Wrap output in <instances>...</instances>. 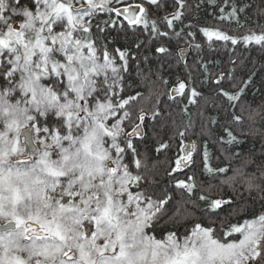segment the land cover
I'll return each mask as SVG.
<instances>
[{
	"label": "snow or ice",
	"instance_id": "snow-or-ice-1",
	"mask_svg": "<svg viewBox=\"0 0 264 264\" xmlns=\"http://www.w3.org/2000/svg\"><path fill=\"white\" fill-rule=\"evenodd\" d=\"M210 3L227 28H197L208 49L264 52V0L254 11ZM166 4L0 0V264H264V102L246 103L256 71L241 80L230 60L213 76L201 62L207 95L185 81L164 93L178 111L158 92L128 91L133 73L168 84L143 53L171 57L170 32L194 27L187 0L155 16ZM193 136L207 188L185 171ZM177 142L173 191L161 195L158 157Z\"/></svg>",
	"mask_w": 264,
	"mask_h": 264
},
{
	"label": "trees",
	"instance_id": "trees-1",
	"mask_svg": "<svg viewBox=\"0 0 264 264\" xmlns=\"http://www.w3.org/2000/svg\"><path fill=\"white\" fill-rule=\"evenodd\" d=\"M220 0H217L219 3ZM245 2H250L255 7H259L261 0H245ZM187 4L191 5L188 8L187 15L188 19L185 21V24L191 23L194 27L185 28V31L181 33V37L177 38L171 36V42L166 43L165 46L171 48L172 56L163 57L162 54L156 53L151 49L144 51L143 55L149 57L148 65L152 68L153 71H156L160 68L161 63L163 64V78L168 81V84H162L156 77H152V80L155 81V84L149 82H141L139 77L133 73L132 79L129 80L128 91L130 94H134L136 91L144 92L145 95H149V90L152 92H158L161 95V99L167 101V98L164 96V93L168 92L173 86H175L179 81H185L189 86L196 87L197 90L205 91V94H208L207 85L203 88L201 87V81L205 79L203 75L204 69L200 66L201 62L208 65V71L214 76L216 73H220L223 70H226L232 65L230 60H236L237 62V71L236 76L240 77L241 80H246L247 75L250 74L253 70L256 71V75L253 77V84L246 89V103H251L253 107H256L261 102H264V52H261L256 49L246 50L244 48L237 47L236 51L225 50L217 46L216 51H212L206 46V38L203 37L197 28L203 27L205 25H214L221 28H227V26L219 21L213 20V14L218 12V9L214 8L210 3V0H187ZM199 4L200 7L196 8V5ZM165 11L171 12L174 11L172 7V0H167V4L163 11L155 12V16H163ZM192 31L195 33V38L187 35V32ZM196 44H204L205 47L203 51H199L194 47ZM183 47H188L190 49L189 56L185 62H183L178 54V50ZM215 62V63H213ZM242 62V63H241ZM242 87L243 85L240 84ZM260 89V91H257ZM177 100H181L180 97H177ZM183 103V102H182ZM167 104L172 105L173 108H176L178 111V106L173 104L171 101H167ZM190 111L193 113V119L199 120L197 106H189ZM205 117L215 116L214 111L205 112ZM247 115V113H245ZM179 119V117H177ZM205 122H207L205 120ZM165 139H167L165 137ZM190 141H195L198 148L197 152L194 153V159L196 164L192 166L191 169L185 170L187 175H194L197 180L198 187L207 188L209 177L202 173L203 164L201 161V156L199 152L200 141L196 137H190ZM148 149L151 151L154 148L158 147V144L154 141H149L147 145ZM178 151V142L172 145L171 151H162L158 157V176L160 179V184L158 186V194H163L164 189L168 191H173L171 187V180L167 176V170L169 168V161L174 158V153ZM213 156H218L219 154L215 152L214 149H210ZM220 161L217 159H211L210 163L213 166H216ZM222 166V165H221ZM179 179H187L186 175L178 176ZM203 181V183H201ZM212 184L218 183L216 180H211ZM175 198V197H174Z\"/></svg>",
	"mask_w": 264,
	"mask_h": 264
},
{
	"label": "water",
	"instance_id": "water-1",
	"mask_svg": "<svg viewBox=\"0 0 264 264\" xmlns=\"http://www.w3.org/2000/svg\"><path fill=\"white\" fill-rule=\"evenodd\" d=\"M188 52H189V49H184V56H183V59H181L183 62L185 61L187 55H188ZM190 141H185V143H188Z\"/></svg>",
	"mask_w": 264,
	"mask_h": 264
},
{
	"label": "bare ground",
	"instance_id": "bare-ground-1",
	"mask_svg": "<svg viewBox=\"0 0 264 264\" xmlns=\"http://www.w3.org/2000/svg\"><path fill=\"white\" fill-rule=\"evenodd\" d=\"M180 49H189V48H188V47H183V48H180ZM180 49L178 50L179 57H180ZM189 53H190V49H189V52H188V55H187L185 61L187 60V58H188V56H189ZM180 59H181V57H180ZM185 61H184V62H185ZM177 84H178V83H177ZM177 84H176V85H177ZM176 85H175V86H176ZM173 87H174V86H173Z\"/></svg>",
	"mask_w": 264,
	"mask_h": 264
},
{
	"label": "rangeland",
	"instance_id": "rangeland-1",
	"mask_svg": "<svg viewBox=\"0 0 264 264\" xmlns=\"http://www.w3.org/2000/svg\"><path fill=\"white\" fill-rule=\"evenodd\" d=\"M185 141H190L189 139H186Z\"/></svg>",
	"mask_w": 264,
	"mask_h": 264
}]
</instances>
